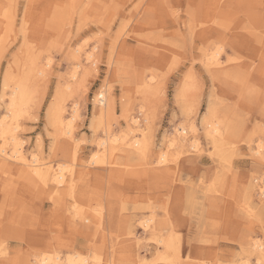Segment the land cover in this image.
<instances>
[{"label": "rangeland", "instance_id": "1", "mask_svg": "<svg viewBox=\"0 0 264 264\" xmlns=\"http://www.w3.org/2000/svg\"><path fill=\"white\" fill-rule=\"evenodd\" d=\"M75 107L64 135L52 116ZM0 129V264H264V0H0ZM139 137L145 152L123 144ZM14 149L65 183L4 160Z\"/></svg>", "mask_w": 264, "mask_h": 264}, {"label": "bare ground", "instance_id": "2", "mask_svg": "<svg viewBox=\"0 0 264 264\" xmlns=\"http://www.w3.org/2000/svg\"><path fill=\"white\" fill-rule=\"evenodd\" d=\"M94 57V56H93ZM211 59L212 61L215 63L216 61H219L218 60V56L217 55H212L211 56ZM211 63V62H210ZM50 63H47L46 66H48ZM39 68L41 69H44L43 66H39L37 68V73L39 74H42V70H39ZM35 75V74H33ZM75 76V75H74ZM73 76V77H74ZM104 88V87H103ZM26 86L25 84H19L18 86H16V88L13 90V96L11 98V108L13 109V113H17L21 107V105L24 103V100L26 98ZM96 103L98 104V106H100V109H101V113L100 114H105L106 112H109L110 110H112V100L108 97V90L106 88L102 89L98 95L96 96ZM77 107V106H76ZM75 107V108H76ZM73 109L72 111V115H71V118L69 121H65L64 118L60 115V112L59 114H56V115H53L52 118H54V123L61 127L63 130H65V133L64 131L62 130V132L64 133V135L66 133H71L72 132V126H73V123L75 122L74 120L77 119L78 117V109ZM63 111V110H62ZM14 114V116H16L17 118V114ZM99 113V112H98ZM15 118V117H14ZM66 118V117H65ZM103 118V117H102ZM97 120V119H96ZM137 122V121H135ZM204 124L207 125V127H209L208 129V132L210 135H212L213 137L218 136L219 138H222L223 134H222V125L220 122L217 121L216 122H211L210 119L206 118L204 119ZM209 122V123H208ZM96 124V123H95ZM99 124V123H98ZM59 127L57 128V131L59 129ZM109 127V126H108ZM104 129V128H103ZM106 129V128H105ZM194 128L192 127V130ZM104 131V130H103ZM176 131V130H175ZM0 132H1V136L4 138H6V136H8V134L11 132V131H6V130H2L0 129ZM9 132V133H8ZM106 132V137L103 138L101 141H99L98 143V146L100 147V151L101 153H105L106 151H108L110 148H112V143L113 142H116V140L118 139V137L112 133L111 129H107V131L105 130ZM12 133V132H11ZM62 134V133H61ZM68 135V134H67ZM71 135V134H70ZM174 135V134H173ZM186 135H187V128L183 127V126H180L177 131H176V134L173 138H171V142H169L170 146L172 147V145H176L177 143H182L185 138H186ZM69 136V135H68ZM122 136V135H121ZM123 137V136H122ZM172 137V136H171ZM10 139V138H9ZM125 139V138H124ZM170 139V138H169ZM168 139V140H169ZM118 141V140H117ZM218 141V140H217ZM193 142V141H192ZM220 142V139L219 141ZM119 143V142H118ZM217 143V142H216ZM123 144H126V145H129V147L131 146L132 148H134L136 151H146L147 150V145L146 143L139 138L137 139H134L132 140L131 142H127V141H123ZM21 145V144H20ZM193 147L195 146H198V144H196L195 142H193ZM177 146V145H176ZM16 148V147H15ZM77 148V147H76ZM18 149V147H17ZM16 150V149H14ZM1 151V150H0ZM4 151V150H3ZM257 153H261V148L258 147L257 150H256ZM74 155V154H73ZM9 157H3L4 160H7L8 161H18L19 163L23 164V165H26L27 167H29V169L25 168L24 170L29 171L28 174L34 176V179L36 177L42 179L46 184L48 183V181L46 182L47 178L51 176V180L54 181V182H57V184H62L65 183V179L63 174H59L58 173H55L53 174V176L51 175V172L49 169H44V167H41V165H38L37 163H29L27 162V157L22 153V150H16V151H13L11 153V155H8ZM102 156V155H101ZM101 156L99 154H96V161L99 162L101 160ZM169 157V153L167 151H162L159 153L158 155V162H165L167 161ZM37 158V157H35ZM38 162V161H37ZM95 162V161H93ZM42 164V163H41ZM43 165V164H42ZM27 174V175H28ZM68 174V173H66ZM23 175V174H22ZM26 175V174H25ZM29 176V175H28ZM29 178V177H28ZM39 179V180H40ZM264 179V177H263ZM49 180V179H48ZM41 181V180H40ZM50 181V180H49ZM42 182V181H41ZM43 186V185H41ZM54 189V188H53ZM261 194L264 196V187L262 188V191H261ZM261 201V200H260ZM74 211V210H73ZM101 217V216H100ZM153 218H148L146 220L143 221L142 225H143V228L144 230H149V229H153V224H151L153 222ZM141 223V222H140ZM129 224V223H128ZM130 225H132L130 223ZM134 226V225H133ZM142 227V226H141ZM130 228V227H129ZM128 228V229H129ZM135 228V227H134ZM156 228V227H155ZM98 229V228H97ZM101 229V228H100ZM133 229V228H132ZM155 231V230H154ZM130 232H131V229H130ZM129 233V232H128ZM163 236V235H162ZM172 235L164 238H161L159 239V242L161 245H163V247H166L167 249H170L172 250L173 248H177L176 247V240H174V237H172ZM177 238V237H176ZM152 240V239H151ZM155 242V241H154ZM178 242V241H177ZM159 244V245H160ZM161 247V246H160ZM252 247H253V250H255L256 252H258L259 254V259L258 260H261L262 258H264V243L262 242H259V241H254L253 244H252ZM165 248V249H166ZM251 249V248H250ZM165 251V250H164ZM174 252V251H173ZM176 252V251H175ZM174 252V253H175ZM157 253V252H156ZM160 254V251L158 252ZM177 253V252H176ZM158 254V255H159ZM162 254V253H161ZM161 254L159 255L160 256V259L161 258H167V256H164ZM164 254V253H163ZM61 255V254H60ZM60 255L56 254V253H51L50 255H44L41 257V259H38L37 261H34L32 262L33 264H60L61 261L60 260ZM72 255V254H71ZM157 255V254H156ZM93 256V255H92ZM90 257V256H89ZM169 257V256H168ZM170 258V257H169ZM173 258V257H172ZM67 259V258H66ZM28 261V260H27ZM26 261V262H27ZM95 261V260H94ZM172 260H170L171 262ZM155 262V261H154ZM165 262V261H164ZM169 262V261H168ZM29 263V262H28ZM166 263V262H165ZM175 263V262H174ZM30 264V263H29ZM68 264H91V261H89L88 257H84L83 255L79 254V253H75L73 255V257H69V260H68ZM176 264V263H175Z\"/></svg>", "mask_w": 264, "mask_h": 264}]
</instances>
